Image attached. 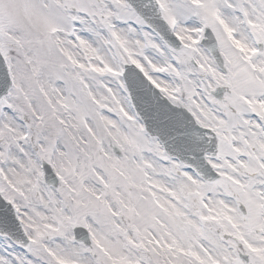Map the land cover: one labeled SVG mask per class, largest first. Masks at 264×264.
I'll return each instance as SVG.
<instances>
[{"label":"snow or ice","instance_id":"snow-or-ice-1","mask_svg":"<svg viewBox=\"0 0 264 264\" xmlns=\"http://www.w3.org/2000/svg\"><path fill=\"white\" fill-rule=\"evenodd\" d=\"M0 264H264V0H0Z\"/></svg>","mask_w":264,"mask_h":264}]
</instances>
